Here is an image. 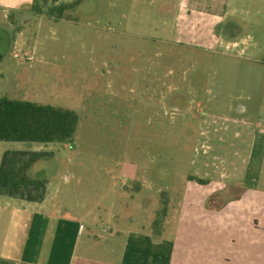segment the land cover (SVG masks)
<instances>
[{"label": "rangeland", "instance_id": "obj_1", "mask_svg": "<svg viewBox=\"0 0 264 264\" xmlns=\"http://www.w3.org/2000/svg\"><path fill=\"white\" fill-rule=\"evenodd\" d=\"M14 1L0 0V98L74 111L79 124L62 144L0 142V162L6 151L51 153L32 176L60 197L105 216L167 210L174 242L201 103L209 86L236 82L222 72L229 60L175 38L174 0Z\"/></svg>", "mask_w": 264, "mask_h": 264}, {"label": "crops", "instance_id": "obj_2", "mask_svg": "<svg viewBox=\"0 0 264 264\" xmlns=\"http://www.w3.org/2000/svg\"><path fill=\"white\" fill-rule=\"evenodd\" d=\"M174 5L175 38L229 60L222 72L236 78L209 86L201 103L174 242L167 210L105 216L46 178L42 203L0 196V264H264V0ZM137 199L115 204L129 210Z\"/></svg>", "mask_w": 264, "mask_h": 264}, {"label": "trees", "instance_id": "obj_3", "mask_svg": "<svg viewBox=\"0 0 264 264\" xmlns=\"http://www.w3.org/2000/svg\"><path fill=\"white\" fill-rule=\"evenodd\" d=\"M78 5L61 6L58 20ZM78 124L79 117L74 111L0 98V142L62 144L74 138ZM51 156L45 151H6L0 162V196L42 203L49 182L34 178L32 169L37 162Z\"/></svg>", "mask_w": 264, "mask_h": 264}]
</instances>
